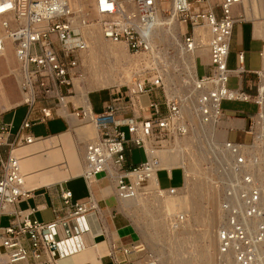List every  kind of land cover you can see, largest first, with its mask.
Instances as JSON below:
<instances>
[{"label":"built area","instance_id":"built-area-1","mask_svg":"<svg viewBox=\"0 0 264 264\" xmlns=\"http://www.w3.org/2000/svg\"><path fill=\"white\" fill-rule=\"evenodd\" d=\"M171 3L179 23L185 25L181 42L187 51H194L200 45L196 29L209 33L206 46L210 73L197 74L194 83L201 121L207 123L214 119L215 122L224 117V101L253 102L258 107L256 113L249 115L245 129L251 142L226 139V149L235 156L230 169L238 177L239 186H230L225 194L227 199L222 203V210L227 221L219 234L222 251L226 252L228 247L233 250L236 264H261L258 254L259 244L264 247V221L251 237L250 229L241 220L242 212L249 218L264 217L260 181L257 175L242 172L251 157H247L246 149L243 154L240 151L243 144L264 146L263 97L260 90L252 96L228 86L233 72L228 66L231 36L240 21L234 8L243 2L221 0L220 13L210 7L208 0H171ZM157 12V0H128V3L119 0H0V55L9 44L13 46L19 63L16 76L24 97L22 104L27 106L26 117L19 126L3 121L0 115V264H59L58 259L65 252L62 237L76 228L81 240L83 234L90 232L92 213L99 208L92 197L73 201V193L67 188L61 189L66 213H57L52 220L32 218L34 209L12 208L29 193L24 188L25 174L17 149L37 140L29 131L34 122L46 121L54 114H70L80 123L91 125L94 131L85 146L83 176L87 182H92L109 172L120 199L137 197L142 185L154 176L160 184L158 172L169 171L158 166V151L173 138L185 136L190 126L181 100L166 96L163 101L155 96L164 88L160 74L148 80L137 79L134 87L127 91L114 92L100 112L93 109L89 96L90 106L77 98L76 91V84L84 81L82 54L89 49L88 34L93 23L98 25L104 40L123 43L134 54L142 53L152 49ZM261 55L264 57V51ZM243 59L241 53L240 62ZM237 71L241 74L245 70L240 67ZM141 94L148 95L147 105L141 103ZM127 111L132 116L123 117ZM132 147L142 148L145 159L127 165V153ZM3 148L7 149L5 156ZM180 169L184 183V169ZM177 188L165 189L173 192ZM4 215L9 219L3 225ZM111 244L113 263L130 264L126 256L131 250L115 242Z\"/></svg>","mask_w":264,"mask_h":264},{"label":"rangeland","instance_id":"rangeland-1","mask_svg":"<svg viewBox=\"0 0 264 264\" xmlns=\"http://www.w3.org/2000/svg\"><path fill=\"white\" fill-rule=\"evenodd\" d=\"M210 1L214 5V10L220 13L221 0ZM256 2L261 15L256 14L257 12L254 9V4ZM160 3L161 5H159V7L164 11V16H168L173 10L171 0H165ZM246 9L250 13L247 17L244 14ZM234 14L237 19L241 21L249 20L251 23L256 24V21L258 22L260 20L262 21L261 27H264V0H246L242 5L234 8ZM185 31L184 25L180 23L176 24V32L180 36V39L182 33ZM164 36L168 38L169 34H165ZM153 40H155L154 36ZM168 40L172 42V39ZM159 44H156V52L159 53L156 56L157 60L155 64H150L140 71L135 72L133 81L136 82L137 79L148 80L154 75L160 74L164 79V88L159 89L157 93L163 101L166 96L169 98L176 97L181 100L182 103H184L183 99L187 97L189 100L191 99V115H188L189 117L186 115L185 117L189 123L190 130L185 136L173 138L170 143L162 148L163 150L170 147L173 148L169 149V151L178 149L175 163L176 167H182L184 169L185 180L182 184V176L179 169L173 170V172L175 171V173L172 174L173 180H169L166 177L165 171H160L158 177L162 189L170 185L176 186L181 184L175 189L174 193H168L174 197L170 198L166 193H155V195L153 191L141 190L137 197L126 200V205L128 204L127 202H129L126 207L124 205L125 201L122 200H119L120 204L113 203L110 209L104 213V219L108 221L106 224V226H108L106 227L107 233L112 242L117 243V245L128 247L131 250V253L126 256L130 264H136L138 262L142 264H233L235 252H232L231 255H220L217 238L220 228H222L227 221L226 213L222 210V203L227 199L225 194L230 189V186H239L238 177L233 175L230 169L235 157L231 156L225 147L227 139V133L225 132L226 130L223 122L225 116L215 121L214 126L216 135L213 140L209 129L210 125H202L196 111H194L197 93L194 90V83L190 75V64L182 65L177 63L175 58L176 44L173 43L166 46ZM239 47L238 39L233 37L228 59L229 68L233 69L238 66L236 55ZM256 49H258V47H256ZM128 53L131 59L137 58L139 55V53L134 54L130 51H128ZM198 57L196 61L199 66L198 71L201 73V59H198ZM99 60V64L107 62L102 56L99 57ZM14 62L13 50L10 45H8L7 56L0 57V70L5 71L2 78L4 90H2L6 95L8 94L10 96H12L16 90L18 91L14 76L6 74L8 72V66H16ZM260 63V57L255 50H252L251 53L248 52L246 60L247 68H258L260 67ZM81 70L85 73L86 78H84L82 83L76 84L77 93L78 89L87 87L89 83L87 80V78H89V69L83 61ZM168 72H170V75L172 74L173 81L167 77ZM252 79L254 81L252 96H255L258 94L260 86L264 82V77L261 74H252ZM134 84L135 83L125 81L117 86L98 88L91 91L90 99L94 105V110L96 112L100 110L99 106L103 104L107 93L124 92L127 91L128 88H133ZM228 86L231 88L238 87V77L233 74L230 77ZM148 101V95L143 94L141 96V103L147 105ZM240 106V103L231 101H224L222 104L223 109H225L227 113H231L230 111ZM230 115L231 117L239 116L238 114ZM226 118L228 117H225V119ZM78 124L80 128H84V130L92 128L91 125L86 123L82 124L80 121H78ZM58 125V122L50 123V131H54ZM195 128L196 130H194ZM34 132L36 134H41L45 133L46 129L44 126L40 125L34 127ZM91 136H93V132ZM69 140H71L72 144L70 148L67 149L65 145ZM240 140L246 143L251 142V139L249 141L247 139ZM78 142L79 141L75 140L73 137L71 139L70 137H64L63 139L58 138L49 142V149L52 150V158L62 160L63 168L66 165L68 166L67 171L64 173L62 172V177L70 176L69 173L74 174V171H69L70 164H67V160L72 163L71 165H81L80 160H82V157L78 156L75 149V144ZM246 147L248 148L243 149L247 150L246 155L251 158L243 165L242 172L257 175L260 181L262 194L261 202L264 205V151L258 149L262 146L257 147L259 151L256 150V146L254 148L250 146ZM243 152L242 150V154ZM254 157H256V159ZM144 159V150L135 147L132 151L131 162L136 164ZM189 188L193 201L186 197L189 191L187 189ZM158 197L164 204L162 203L161 205ZM167 201L171 202V204ZM174 202H177V204ZM240 205L239 203V206ZM155 218L161 220L164 224H162L161 227L154 225L153 221ZM255 222L256 220H251V226L255 224ZM1 223L3 225L6 224V219L3 218ZM115 233L118 234L115 235ZM104 236L106 237L105 234H103V238ZM210 240H213V243L210 244ZM117 255L120 256V253L117 252ZM110 257L112 258V256ZM91 258L92 257L89 256L90 261L92 260Z\"/></svg>","mask_w":264,"mask_h":264},{"label":"crops","instance_id":"crops-1","mask_svg":"<svg viewBox=\"0 0 264 264\" xmlns=\"http://www.w3.org/2000/svg\"><path fill=\"white\" fill-rule=\"evenodd\" d=\"M233 37L238 39L240 47L238 48L236 55L238 66L233 69L230 68L233 71L231 76L234 74L236 77H238V87L236 88H240L241 90L252 95L254 90L253 89L254 81L252 79V74H257L260 70L264 68V57H262L261 55V53L264 51V27H261V25H257L255 23H251L249 20L246 21L240 20L235 24L233 29L231 42H230V50H231ZM256 47H258V49H256ZM252 50L253 51L255 50L260 57L261 63H260V67L258 68L246 67L247 54L248 52L251 53ZM241 53L244 56L243 62H240L239 60V55ZM4 56L5 57L7 56V52ZM198 59H201L200 65L202 72L199 73L198 71L199 66L196 61L197 63L196 74L198 75L209 74L210 73L209 52L207 56L205 57L199 56ZM14 63H15L14 65H17L16 60ZM11 67L12 66H8V72L6 74L13 75L16 83H18L15 75L11 74ZM240 67H243L245 70L241 74H239L237 71V69H239ZM4 72L5 71L0 70V77H1L0 115L3 121L13 122L15 126H19L20 123L23 121V119L26 117L27 106L22 104V95L19 92V90L18 91L16 90L12 96L5 94V92L3 91L4 89L2 82ZM91 91L93 90H90L88 92L89 99H90V94L92 93ZM113 93L114 92H109L106 94V98L103 104L111 98ZM142 95L143 94L139 96L140 100ZM155 96L160 97L158 93H156ZM231 102H238L240 103L241 106L235 110L230 111L231 113H227V111L225 110V117L228 118L225 119L224 117L223 122H224V128L226 130L225 132L227 133V138L232 141H241L240 139H247L249 141L251 139V136L245 132V129L248 125L249 115L256 113L258 107L253 102H241V101H231ZM103 104L99 106L100 110L98 112L102 111ZM91 106L94 109V105L92 104V102H91ZM230 114H238L239 116L231 117ZM130 116H132V113L130 111L125 112L123 115V117H130ZM78 121H79L78 119L74 118L70 114H54L46 121H37L32 124L29 131L37 138V140L32 144L18 148L17 154L21 157V161L24 163V168L22 167V170L25 174V178L33 181L36 178H38L37 176H40V178L44 180L46 183H43L42 185L34 186L33 188H28L27 189L29 191L28 196L26 198L21 199L19 202L13 205L12 208L21 209L25 211H30L31 209H34L32 218L41 221L52 220L57 213L61 215L66 213V207L61 197V189L67 188L71 190L73 193V197H72L73 201L86 200L89 197H92L97 202L99 207L97 211L99 226L103 228L104 231H106L104 226H106L108 221L104 219V213H106L110 209V206H112L113 203L120 204L119 200L121 199L116 195L114 183H111L106 176L100 175L92 182H87L86 179L84 178L83 171L85 167V146H86V142L91 137L93 128H90L89 130H84V128H80ZM52 122L59 123L58 127L55 128L54 131H50L49 124ZM40 125L45 127L46 132L41 134H36L34 132V127ZM83 131L86 132V136L82 135ZM64 137H70V139L73 137L75 140L79 141L78 143L80 144L81 149H79L78 143L75 144L76 146L75 149L78 156L82 157V160H80L81 165L80 164L78 165L75 164V166L71 165L72 163H70L69 160H67V164H70L69 171H74V174L69 173L70 176L68 177H62L61 175L62 172L64 173L65 171H67L68 166L66 165L63 168L62 160L53 159L51 153L52 150L49 149L50 141L58 138L63 139ZM71 144L72 142L71 140H69V142L65 145V147L69 149ZM134 148L135 147H132L131 151L127 153L128 156L127 165L134 164L133 162H131L132 151ZM2 153L5 156L7 154V149L3 148ZM39 153L41 154L44 161L47 162V166L42 168H38L35 165H33V160L31 158ZM174 169H179L181 171L180 167H173L169 171H167L166 169H163L161 171H165L167 175L166 177L169 180H171L173 174L172 171ZM48 176H51V180H47ZM181 176H182V171H181ZM182 184H183V179H182ZM180 185L181 184L176 186L175 185H170V186L179 187ZM3 218L6 219V224H7L9 217L4 215L2 216L1 221ZM90 222H91V229H95L96 224L92 217L90 219ZM117 234L118 233H115V235ZM102 236L103 234L97 236L95 239L93 236H89L87 234L85 235L84 240L87 241L88 246L93 241L96 242V245L94 247H96L97 253L99 252L101 254V255H96L92 251H88L87 254L89 256L93 255L94 257L87 264H100L99 263L100 260H102V262H106L105 264H114L112 258L109 255V247H111L110 244L108 247L109 239H107V237L105 236L103 238ZM70 264H83V263L82 262L75 263L74 260H71Z\"/></svg>","mask_w":264,"mask_h":264},{"label":"bare ground","instance_id":"bare-ground-1","mask_svg":"<svg viewBox=\"0 0 264 264\" xmlns=\"http://www.w3.org/2000/svg\"><path fill=\"white\" fill-rule=\"evenodd\" d=\"M119 1H121L122 3H124V2L128 3V0H125V1L119 0ZM245 1L246 0H242L243 3ZM160 2H162V1L157 0L158 20H157V25L153 31V36L155 37V40H153V37H152V49L150 51H147V52L139 53L138 57L134 58V59L130 58L129 53H128L129 50L125 44H123V43H112L110 41L104 40L100 34L98 25L96 23L93 24V26L91 27L90 32L88 34V36H89V49H87L85 52H83V56H82V61L84 62V64L89 69V78H87L89 83H88L87 87H84V88L79 87L80 89H78L77 98H79L81 101H84V102L87 101V105L90 106L89 101H88V94H89L88 92L90 90H95L98 88H106V87L115 86V85L117 86V85H120L121 83H123L125 81L129 82V83H135L133 81L134 80L133 78L135 77L134 76L135 72L140 71L145 66H149L150 64L151 65L155 64V62L157 60L156 56L159 53V52H156L157 51L156 50V47H157L156 44H159V43H160L159 45H165V46L171 45L173 43L176 44L175 58H176L177 63L182 64V65L183 64H188V65L190 64V75H191V78L193 80V83H195L197 81L196 80L197 79L196 78L197 77V74H196V57L197 56H203V57L207 56L208 48L206 46V38L209 35V33L206 30L201 29V28L196 29L197 33H199V35H200V41H201L200 45L194 51H187L183 47L180 36L176 32V24L179 23V21H178L177 14H176L174 8L168 16H166V15L164 16V13H163L164 11L159 7ZM208 4L210 5L211 8H214V6L210 0H208ZM130 7L131 6L129 5V8ZM254 7H255L254 9L257 12L256 14L261 15L260 9L257 7V2L254 4ZM244 14L246 17L250 15V13L248 12L247 9L244 11ZM261 22L262 21H260V20L258 22L256 21V24L261 25L262 24ZM184 27H185V25H184ZM165 34H169V37L165 38V36H164ZM168 39H172V42H170ZM10 47L12 48L13 53H14L13 46L10 45ZM7 49H5V51L3 52L2 55H0V57L4 56L6 54ZM135 54H137V53H135ZM100 56L104 57L107 60V62H105L103 64H99V61H100L99 57ZM14 58L16 60L15 53H14ZM16 63H17L16 67H11V74H14L16 79H17L18 90L22 95V101H23V98H24L23 93L21 91L19 79L16 76V73L18 72V67H19V63L17 60H16ZM169 73L170 72H168L167 77H169L170 80L173 81V76H171L172 74L170 75ZM259 73L261 75H263V77H264V68L262 70H260ZM83 77L86 78L85 73H83ZM194 90L197 93L198 90L196 89L195 84H194ZM260 94L263 97V106L262 107L264 110V82L260 86ZM190 100L188 97L183 99L184 103H182V108H183V113L184 114L186 113L185 117H186V115H187V117H189L188 115H191L190 114V112H191L190 111V108H191L190 107V102H191ZM196 106H197V104H196ZM196 106H195L194 111H196V114L198 115V119L200 120L202 125H204V126L207 124L210 125L209 129L211 132V136L213 137V140H214V137L216 135L215 126H214V123H215L214 119L211 120V122L203 123L201 121V114L198 113ZM194 130H196V128ZM83 136H86L85 131L83 132ZM246 146H249V145H244V144L241 145L242 150H243V148H248ZM250 147H252V148L255 147L256 150L260 149V151H264V147H260L258 144H255V145L250 146ZM257 147H260V148L257 149ZM79 149H81L80 144H79ZM169 149H173V148L170 147V148L165 149L163 151H158V156H159V160H160L158 166L160 168H167L168 170H170L171 168L176 167L175 162H176V156L178 153V149H174L173 151H169ZM241 153H242V151H240V154ZM37 155L34 157H31L33 160V165H35L38 168H42V167L47 166V162L44 161L41 154L39 153ZM233 157H235V156H233ZM21 167L24 168V163L22 161H21ZM177 172H176V175H177ZM173 173H175V171ZM101 176H106L110 180V182L113 183L109 172H105ZM37 177L38 178H36L33 181L25 178L24 188L25 189L33 188L34 186H38V185H42L43 183H46L44 180H42L40 178V176H37ZM174 177H175V175H174ZM47 180H51V176H48ZM171 180H173V178ZM141 190L149 191V192L153 191L154 194L155 193L156 194L157 193L168 194V193L175 192V191L172 192L171 190L162 189L160 184L157 182L155 176L153 178L147 180L142 185L140 191ZM187 190H189V191H188V194L186 195V197H187V199L189 198V200L190 199L192 200L190 188ZM262 191H263V189H262ZM168 196L170 198L174 197V196L169 195V194H168ZM158 199H159V202L161 203V205H162V203L164 204V202H162L159 197H158ZM199 199H202V198H199ZM121 200L125 201V204H124L125 207L128 206L129 202H127L128 204L126 205V200H124V199H121ZM194 201H196V200H194ZM168 203L171 204V202H168ZM174 203L177 204V202H174ZM193 204H194V202H193ZM162 207H165V206H162ZM194 209H196V208H194ZM199 210H202V209H199ZM242 216H243L241 219L242 223L251 231L253 229V231L250 232V235H251V237H254L253 235H254L255 231L257 230L258 225L262 221H264V217L249 218L245 215L244 212H242ZM151 217H149V218H151ZM92 218L95 221L96 228L90 229V233H87V235L93 236L96 239L97 236L105 234L107 239H109V243H108V247H109V244L112 245L111 244L112 241H111L110 237L108 236V233L106 232L107 230L104 231L103 228H101L99 226V221H98L99 219L97 217V212L92 213ZM251 220H256L255 224H253L252 226H251ZM153 223H154V225H156L158 227H161V225L164 224L161 220H159L157 218L154 219ZM75 226H78L77 222H75ZM104 227L106 229V226H104ZM85 235L84 234L82 235V237H81L82 242H81L80 236H78L76 228H73L70 235L65 234L62 237L64 240V243H65V248H64L65 252H64L63 256H61L58 259L59 264H70L71 260H74L75 263L82 262L83 264H87L90 261L89 255L87 254L88 251H92L96 255H101L99 252L97 253L96 247H94L96 245V242L93 241L88 246L87 241L84 240ZM217 238H218L219 254L220 255H231L233 250L228 249L229 247L226 248V250H227V251L225 250L226 252L222 251V248H221L222 238H221L220 234L217 236ZM217 238H216V240H217ZM211 243H213V240H210V244ZM235 243H236V241H235ZM259 247L261 248L259 250V254H258L259 260H260L261 264H264V247H263V244H259ZM110 252H111V247H109V255H110ZM90 256L92 257L91 259H93L94 256L93 255H90ZM99 263L105 264L106 262H102V260H100ZM136 264H142V263L138 262ZM152 264H154V263H152ZM233 264H236V261L234 259H233Z\"/></svg>","mask_w":264,"mask_h":264}]
</instances>
